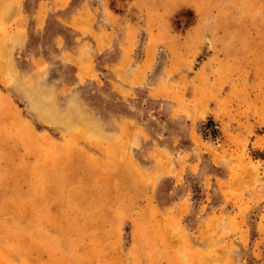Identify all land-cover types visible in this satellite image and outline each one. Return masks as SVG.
Wrapping results in <instances>:
<instances>
[{"label": "rangeland", "instance_id": "rangeland-1", "mask_svg": "<svg viewBox=\"0 0 264 264\" xmlns=\"http://www.w3.org/2000/svg\"><path fill=\"white\" fill-rule=\"evenodd\" d=\"M256 1L260 23L228 17L248 41L221 27L209 42L191 32L195 0H0V264H264ZM106 28L98 76L48 60L58 36ZM120 117L135 121L124 153Z\"/></svg>", "mask_w": 264, "mask_h": 264}, {"label": "crops", "instance_id": "crops-1", "mask_svg": "<svg viewBox=\"0 0 264 264\" xmlns=\"http://www.w3.org/2000/svg\"><path fill=\"white\" fill-rule=\"evenodd\" d=\"M244 1V3H243ZM253 0H249L246 3V0H225L222 2H219V0H195L194 2V7L196 10V16L197 19L195 21V24L192 25L191 27V32L193 33V36H195L197 39L199 38V40H203V41H209V42H214L216 40L219 39V37L223 36V34H221V27L223 28L222 32H229V30L234 31L235 30V35L238 36V39L241 35H243V37L240 39L241 41H245V40H249V36L246 35L245 33H242L240 31L239 28V23L236 20H230V13L234 12V11H243L244 12V17H243V21H250L252 23H260L262 20V15L260 14V7L258 4V1H256L254 4L252 3ZM53 10V8H50ZM82 17V15H79ZM87 20V19H86ZM235 23L233 24L234 27L233 29H227V31H225V28H229L228 26H231L232 22ZM93 21L89 22L87 20L86 23H88L87 25H93L91 24ZM249 25H252L250 23H248ZM96 32L95 35H93L92 33H90L88 38H83L80 37L78 39L77 42L75 43H70L67 39H65V37L63 36H58L57 38H59L58 43L57 42H53L55 43V45H59V50H57L56 48H52L53 53L55 52L56 57L54 56L53 58H48V60L50 59H55V58H59L62 60L61 62H65V64L67 63H71L74 64L75 66L79 67V72L82 73L85 76V79H87L88 77V73L92 74V75H96L98 76V74L100 73L99 68L95 65V63L92 61L95 59V57L105 51L108 47L109 44H111L112 41V37L110 36V34L107 31V28L105 30H102L101 32ZM227 34H225V37H227ZM192 36V37H193ZM245 36V37H244ZM235 38H233V40H235ZM152 40L148 39L146 47H145V54L142 56V58L140 59L141 61L137 64L138 67L140 68H146L147 69L149 67H151L152 62H153V57L151 56V44H152ZM54 45V44H53ZM60 55V56H59ZM49 56V55H48ZM58 56V57H57ZM121 56V54H119V57ZM123 56V55H122ZM121 56V58H122ZM42 58H46L44 54H41ZM211 57H214L213 54H211ZM210 56L207 57L206 60H203V63L198 66L195 71L197 73H200L199 71H202V69L204 68L206 70V68H208L211 64V58ZM40 58H38L39 60ZM117 68L120 69L123 73L127 72L126 69L123 65V63H120V61L117 62ZM134 73V72H133ZM196 73V75H197ZM128 82H130V80L128 79ZM125 82L122 81V88L127 90L126 85L124 84ZM132 85L137 86V84L132 81ZM52 87H54V84L51 85ZM214 107H217V105H215ZM221 115L219 114V111L217 109H209L206 113H205V118H210L212 120H215L216 118H220ZM94 117H91L90 119H92L89 123H95L92 125H97L96 123H99V125H101L99 120H94ZM191 118V122H195L196 119ZM199 122H201V120H199ZM135 121L133 118L131 117H120V119H118L117 121V127L116 128V132L117 134H122L123 135V143L121 146L119 147H114V149H117L118 152L120 153H124V144L127 145L126 141H128V128H135L134 127ZM112 127V126H111ZM105 129L108 130L107 126L105 125ZM89 130H90V134L92 138H102L105 140H109L111 138L110 133H108V131L106 132H102L101 134L92 132V128L91 126H89ZM105 131V130H104ZM134 137V136H133ZM108 149H113V146H106ZM124 155V154H121Z\"/></svg>", "mask_w": 264, "mask_h": 264}, {"label": "trees", "instance_id": "trees-1", "mask_svg": "<svg viewBox=\"0 0 264 264\" xmlns=\"http://www.w3.org/2000/svg\"><path fill=\"white\" fill-rule=\"evenodd\" d=\"M209 122H210V120H208ZM262 158H264V157H262Z\"/></svg>", "mask_w": 264, "mask_h": 264}]
</instances>
